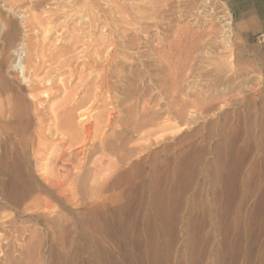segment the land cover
I'll list each match as a JSON object with an SVG mask.
<instances>
[{"label": "bare ground", "instance_id": "obj_1", "mask_svg": "<svg viewBox=\"0 0 264 264\" xmlns=\"http://www.w3.org/2000/svg\"><path fill=\"white\" fill-rule=\"evenodd\" d=\"M81 1H85V4L89 1L92 7L96 8L95 13L98 11V6L95 7V4H100L102 9L104 2L96 3L97 0H8V6L10 9L15 6L21 10V13L27 17L24 22L30 26H27L28 28L34 31L37 29L38 32H47L48 35V30H50L47 26L48 22H55L59 17L66 19L68 15L74 18L76 13L69 14L72 12L70 10L71 8L76 10L78 8L76 4ZM105 2L103 4L107 6L108 3ZM108 2L114 5L111 6L114 9L115 7L120 8L122 4L120 1L121 4L118 5V0L117 6L111 4L113 0H108ZM133 2L139 4L137 0ZM133 2L131 8H133ZM94 10L87 12L91 15ZM110 10L112 11V8ZM126 10L123 9V11ZM82 11L78 12L82 13ZM118 11L121 12V9ZM87 12L85 11L84 16ZM126 12L125 16H127ZM94 15L87 16V23L83 22L87 24L89 30L86 29L85 32L81 31L77 34L78 25L75 24L77 28L73 25L75 30L70 28L73 32H77H75L76 35L73 34L74 39L71 38L72 36L69 37L70 40L73 39L75 44L83 42L86 49L89 45L95 48L93 54L90 51L92 57L88 60L84 57V60L80 62L82 67L79 71H77L79 66L74 65L69 70L71 75H75V79L76 76L78 77L79 81L73 88L63 82L64 97L62 100L50 105L49 102L56 95L53 93L55 90L53 89L52 92V85L48 87L44 82L41 83L42 81L29 84V92L33 94L29 100L20 90H11L9 80H5L4 77L0 78L1 90L8 91L0 99V115L9 121L2 124L4 129L2 133L11 147L9 152L0 156V199L19 208L22 213L26 214V211L30 210L27 215H35L34 219L37 222L42 221L45 224L52 222L56 225L54 235L55 240L58 241L52 244L51 252L58 256L52 264H204L206 258L210 259V264H238L239 254L246 262L250 261L254 245L251 239L253 225L258 226L259 229L264 227V193L260 194L264 190V94L261 96V103L257 99H250L249 102L260 110L258 109L255 116L249 113L240 117V121L243 122L242 126L238 124L231 128L218 121L217 126L221 137L213 145L209 144L206 138L201 144L191 142L184 144L187 139L180 136L176 138L172 146L156 151L151 145L152 142L158 143V141L157 139L153 141L152 135L154 136L161 129H172L179 124H189L194 120V115H197L195 112H207V105L210 106L211 102L207 101L210 105L206 104L202 99L203 95H199L198 100L191 99L188 85L183 87L180 79L189 82L192 60H195L204 49H213V53L220 56L225 47L222 41L218 40L216 33L213 36L201 35V38L198 37L196 41H192L189 34H187L189 36L180 37L178 34L180 32L177 33L179 36L174 35L175 33H167L168 30H165L164 34L158 33L159 31L155 32L157 30L152 32L148 28L149 25L147 27L141 23L137 24L138 26H131L133 29L130 31L126 29L120 31L118 26L116 28L109 26L104 31L98 28L101 32L97 35L95 32L98 27L97 21L104 18L97 20L98 16L95 21L98 14L95 17ZM124 15L120 18L126 22L128 17L123 18ZM155 16L158 17L157 14ZM120 18L117 20L119 21ZM56 21L58 22V19ZM173 22L176 21L172 19V25H174ZM76 23H78L77 19ZM0 24L5 30L6 42L13 44L17 37L14 32L15 20L3 9H0ZM56 24L54 23V27ZM110 24L109 22L108 25ZM169 24H171L170 21ZM169 24L167 29H170ZM240 26L242 27L243 23ZM57 32L59 33L58 30ZM47 35L44 39L41 36L40 42L42 39L43 41L38 47L42 46L44 51L50 50L51 53L45 54V51L41 56H38L40 49L34 45L38 41L33 39L35 43H30V38L35 36L29 39L25 37L28 42L27 47L31 51L26 52V56L20 60L23 63L21 64L24 71L23 76L26 77L32 73V69L30 71L27 64L33 56L32 53L39 58L37 62L40 64L49 62L50 66V62L54 65L55 60L61 57L60 52L69 51L62 47L59 49L62 44H54L58 47L51 50L48 46L51 42L49 43ZM67 40L68 37L62 42ZM17 42L21 43L17 40L15 45ZM73 44L71 43L70 46ZM130 50L133 54L130 58H126L128 56L125 55ZM172 52H174L173 55ZM73 53L72 57L69 54V58L57 59L59 63L55 64V72L69 65L73 57L77 59L80 56V54L73 55ZM165 53L168 54L165 55ZM40 66L45 69V66ZM84 68L91 69L92 73L98 70L99 78L96 80L98 76L94 80L91 77L88 78ZM34 72L37 70L32 74ZM221 73V69L218 68L216 70L218 77L210 80L211 84L224 82ZM44 78L48 80L47 77ZM227 83L235 86L234 82L228 81ZM41 93H44V97ZM116 93H120L121 96H117ZM98 109L101 110L95 112ZM31 113L37 119L34 130L27 132L26 124L22 127L25 130H19L22 120L29 117ZM47 113L50 114L52 120L48 126L44 118ZM254 126L257 127L258 133H255ZM11 133L18 137L19 149L17 145L15 146V141H12ZM213 134L215 135L213 130H210L209 137ZM244 136L246 139L243 138ZM145 137H147L145 140H141ZM149 148V153L145 155L144 152ZM253 150L255 151L251 156ZM210 152L213 154L211 158L208 157ZM250 156L253 163L249 170H245ZM55 160L56 164L49 170V165ZM33 161L38 164L36 165L38 169L33 168ZM253 177L257 178V183L252 189L250 180ZM201 178L203 182L199 185ZM205 181L209 185L207 188ZM116 189L122 190L115 192L112 200L120 204L108 210L107 197L104 196V192ZM204 189L207 190L210 199H201L196 203L195 198L202 196ZM78 195H81L82 201L80 202H78ZM250 195H255V205L248 213L243 214ZM237 197L239 200L232 207ZM69 202L74 205V208H68V212L73 216H68L64 212ZM144 208L147 209V213L142 214ZM182 209L189 214L187 225H174L178 220V212ZM198 211L202 213L203 219L206 214L212 217L222 216L223 220L233 218V221L227 223L223 239H219L223 227L221 222L210 225L213 227L212 238L208 235L209 225H205L204 220L199 219L191 223ZM82 213L85 217H82ZM33 221V218L26 217L21 222L24 225L29 223L26 224L29 226L18 227L14 225L17 220L11 218L5 224L10 225L21 239L29 232L27 240L29 238L32 242L35 237L39 240L38 243L42 244L44 242L43 230L39 228L40 226L30 225ZM66 222L72 225H64ZM67 230L76 240L71 246V251H63L65 247L63 246L65 244L63 234ZM0 231L2 232L3 229ZM5 236L4 233L0 234L1 241ZM180 238L183 248L179 245ZM244 240H246L245 245H243ZM211 242L214 245H209ZM59 243L63 244L61 245L62 252L58 250ZM2 246L3 244H0V264H6L1 260L5 255L1 252Z\"/></svg>", "mask_w": 264, "mask_h": 264}, {"label": "rangeland", "instance_id": "obj_2", "mask_svg": "<svg viewBox=\"0 0 264 264\" xmlns=\"http://www.w3.org/2000/svg\"><path fill=\"white\" fill-rule=\"evenodd\" d=\"M102 1H104V2L107 1L108 5H110L109 4L110 2H108V0H99V1L97 0L96 3H98V2L102 3ZM113 1L114 2H111V4L113 3V4H115V6H117L116 5L118 3L117 0H113ZM118 1H119L118 5H120L122 2L121 6H123V7L121 8V6H120V8H118L119 10L121 9L122 13L120 11H118V9H116V7H115V9L117 11L114 9V7H111L114 5H110V6L107 5L108 7L106 5L104 6V4L106 2L105 3L103 2L104 4L102 3V6H103L102 9L100 7L101 6L100 4H95V7L98 6L97 7L98 11H96V13H95L96 8H93L92 7L93 5L89 1L86 2L87 5L85 4V1L84 2L81 1L80 3L76 4L78 7V8H76V10H75V8H71V10H70L72 12H70L69 14L74 15L76 13V15H74V18H72L73 17L72 15H68L69 18L67 17L66 19L64 17L57 18L59 23L56 21L57 19L55 20V22L54 21L48 22L47 26L50 28V30H48L49 32L47 35L46 34L47 32L46 33L45 32H38L37 29H35V31H37V32H35L32 28H28L30 26L28 24H26V22H24L27 17H25L24 14L21 13V10L15 8V6L10 9V6H8L9 5L8 0L7 1L6 0H0V9L7 11L14 18L15 24H16L14 32H15V34H17V37H16L15 41L13 42V44H8L6 42L5 30H4L3 26L0 24V32H1L0 33V78L4 77L5 80H7V81L9 80L11 83L10 89L13 91H17V89L20 90L22 92V94H24L26 96V98H29V100L32 98V95H33L31 93V91L29 92V90H30L29 84H31V85L34 83L37 84V83H40L39 81H42L41 83L44 82L46 85H48V87H50L52 85L51 86L52 92H53V89L55 90V92H53V93H55L56 95L54 96L52 101L49 102V104L51 103L50 105H53V104L59 102L60 100H62L64 97V87H62V86H64L63 82L66 83V85H69L70 88H73L77 84V82L79 81V79H77L78 78L77 76L75 79V75H71V73L69 72L71 67H73V65L79 66V67H77V68H79V69H77V71H79L80 68L82 67V63H80V62L82 60H84V57H85V60H88L90 57L93 56L92 54L94 52L95 47H93L92 45H89V47H87L88 49H86V48H84L85 45L83 46V42H78L75 44V42L73 40L74 39L73 34L76 35L77 32H78L77 34H80L81 31L85 32L86 29L89 30L87 28V24H85V23H87L86 20L88 21L87 16H91V15L93 16L95 13L94 17L98 14L94 19L95 21L99 20L100 18L102 19V17L104 19L106 18L105 21H104V19L97 21L98 27L96 25V22L94 23L95 26L97 27V31H98L97 32L95 30L96 34L100 33L102 30L103 31L106 30L109 26H112V27L115 26L113 28H116L118 26L117 28L120 31H124L125 29H126V31H130V29H133L132 28V27H134L133 25L138 26L139 23H141V25H143V26L149 25V27L148 26L147 27L150 28L152 32H154V30H157L155 32L159 31L158 33L164 34L165 33L164 31L168 30L167 33L168 32H170L172 34L175 33L174 35H176V36L180 35V37H182V36L184 37L185 35L186 36L190 35V39H192V41H196V39L198 37H200L201 35L213 36L216 33V34H218V37H219L218 40L222 41V44L225 47V49L222 51V55H220V56H216V54H214L212 51L213 49H210V48L204 49V51L202 53H200L195 60H192L193 65H191V68H190V76L188 79L189 82L187 83L186 80L180 79L183 87L184 86L186 87L188 85L189 96L191 99L198 100L199 95L200 96L203 95L202 99L204 102H206V104L208 103L207 101L211 102L210 103L211 105L208 103L210 106L207 105L208 109L210 108V110L206 109L207 110V112L205 111L206 113L205 112H202V113L201 112H195V113H197V115L195 114L196 117L194 115V120L191 121L187 125L179 124L177 127L172 128V129H161L154 136L152 135L153 141H155V139H157V141H158V143L152 142V145H151V147L155 148L156 151L163 149L166 146L167 147L172 146L174 144L176 138H178L180 136L185 137V139H187V141L184 144H187L188 142L189 143L191 142L193 144H201L204 141V138H206V140H208V143L213 145L221 137V135L219 133L218 126H217L218 121H221V123L227 124V126H230L231 128L237 126L238 124L240 126H242L243 122L240 121V117H243L244 115L249 114V113H251L252 116L253 115L255 116V114L258 112V109L260 110V108L256 107L254 104H251L249 101H250V99H252V100L257 99L261 103V100H262L261 96H262V94H264V0H169V3H168V0H164V2L167 1L166 3H164L163 0H137V2L139 4H136V2L134 3L133 1H135V0H132V1L126 0L129 2H126L125 0H123V1L118 0ZM132 2H133V8L134 9L131 8ZM5 4H6V7H5ZM123 4H125V5H123ZM166 4L172 6L171 12L169 10L170 6L167 5L168 9L165 8ZM74 5L75 4H73V6ZM76 5H75V7H76ZM81 6H83V7H81ZM87 6H88V8H87ZM90 6L92 9L89 8ZM8 7H9V9H8ZM109 7L112 8V11L110 10L111 8L109 9ZM125 7L127 10L125 9ZM103 8L104 9L106 8L107 12ZM73 9L76 12H74ZM88 9H91V10L95 9V10L93 13H91V15H89L88 14L89 12H87V11H91V10H88ZM123 9L126 10L127 12L123 11ZM82 10H84V12ZM102 10L105 12L103 13ZM164 10L165 11L169 10V11L165 12ZM78 11H82V13H80ZM85 11L87 12V15H85L86 17L84 16ZM97 12H99V13H97ZM125 12H126L127 16L124 15ZM114 13H117L118 15H116V14L114 15ZM101 14L102 15L104 14V15L102 16ZM156 14L158 16L157 18L155 16ZM169 14H171V15H169ZM80 15H81V17H80ZM106 15L108 17L111 16L112 18L109 17V19H108V17ZM119 15H121V16H119ZM122 15H124L123 18L128 17V18H126V20L127 21L130 20V21L127 22L125 20L126 22H124V20H121ZM139 15H142V16H139ZM98 16H99V18L97 19ZM117 16H119V17H117ZM23 18H25V19L23 20ZM118 18H120L119 21L117 20ZM63 19H65V20H63ZM76 19H77L78 23H76ZM83 19H84V21H82ZM111 19H113V20L108 21ZM169 19H171V20H169ZM172 19H173V21H176V22H173L174 25H172ZM68 20H69V22H67ZM72 20H74L75 22ZM78 20H80V22ZM115 20L117 21V23ZM132 20L134 23L132 22ZM70 21H72V22H70ZM135 21H136V24H135ZM142 21H143V23H142ZM151 21H152L153 25L151 24ZM169 21L171 24H169ZM83 22H85V23H83ZM98 22H100L101 24L100 23L98 24ZM109 22L111 23L110 25H108ZM123 22L127 25L123 24ZM54 23L55 24L58 23V25L56 24V27H54ZM167 23L170 25L169 28L171 29V31H169L170 29H167L168 28ZM242 23H243V26L241 27L240 24H242ZM75 24L78 25L79 27L76 26ZM81 24H82V26H81ZM103 24H104V27L107 26L105 29H104V27H102ZM73 25H75L74 26L75 28H77V27L80 28V29L77 28V32L75 31L76 33L72 31V29L74 28ZM99 25H100V27H99ZM63 27L66 30H64ZM123 27H124V29H123ZM152 27H154V29H152ZM70 28H72V29H70ZM75 28L73 30H75ZM98 28H100L101 31ZM57 30L59 31V33L57 32ZM69 30H71V31H69ZM173 30H175V32ZM60 31H62V33ZM160 31H162V32H160ZM65 32L67 33V35L65 34ZM178 32H180V33H178ZM185 32H186V34H185ZM33 33H35L37 36ZM41 33H43V34L41 35ZM177 33L179 35H177ZM45 34L48 37L49 43L51 42L53 45L54 44L55 45L56 44L57 45L62 44V46H60L59 49L62 47L63 49L65 48L67 51L68 50L70 51V52L68 51L67 53L60 52L61 57L60 56L58 58L56 57L57 59L63 60L66 57L69 58L70 55L73 52H76V49L80 46L77 49V52L73 53V55L74 54H80V56L78 58L76 57L78 59V61H77V59H75V57H73L74 58L73 61L71 63H69V65L64 66L63 67L64 69L62 68L63 70L61 69L63 72L65 71L64 73L58 69H57L58 72H55L56 71L54 68L55 64L59 63L56 58H55L56 59L55 64L52 65V63L50 62V66H49V64H48L49 62L47 63L48 65L46 64V62L45 63L43 62L42 64L37 62V61H39V58L37 57V55L32 53L33 56L31 57V59L29 61H27V64L30 67V71L32 69V71H31L32 73H33V71H36V70H37V72H34V74L31 73V75H29L30 78H29V76L25 77V76H23L24 71H23V67L21 65L23 63L20 60H22V58L24 56H26V52L28 53V51H31V49L29 50V48L27 47V44H28L27 39H29L31 36H35L33 38L32 37L30 38V43H33V42L35 43L36 40L38 41V43H36V44L33 43L34 45H37V48L40 49V51L38 50L40 55L37 53L38 56H41V54H43V52L45 53V51H46L45 54H49V53H51L50 50L44 51V48L42 46L38 47V45L40 46L41 45L40 43L46 37ZM49 34H51V35H49ZM62 34H63V36H62ZM187 34H189V35H187ZM225 34H228V35H225ZM97 35H99V34H97ZM41 36L43 37V39L40 42ZM53 36H55L56 38H59L60 40L56 39ZM70 36H72L71 37V38H73L72 40H70V38H69ZM60 37H62L63 40ZM67 37H68L69 41L67 40L66 41L67 43L66 42L63 43L62 41H65L67 39ZM33 39L34 40L36 39V40L34 41ZM17 40L20 41L21 43L17 42V44L15 45ZM24 41L26 44L24 43ZM54 41H55V43H53ZM57 41H59L61 43H59ZM73 42H74V44H73ZM51 43L48 45L51 50L58 47V46L55 47V45L51 46ZM65 43H66V45H65ZM69 43L73 44V45H71L73 48L70 46ZM64 45L66 47H64ZM75 45L76 46L79 45V46L75 47ZM81 46H83L82 47L83 49L81 48ZM92 47H93V49H92ZM41 48H43V49H41ZM78 50H79V52H78ZM87 51H88V53H87ZM90 51L92 52V54ZM130 51H128L130 54L128 53L125 55V56H128L126 58H130V56H132L131 54H133V52L132 51L130 52ZM40 52H42V53H40ZM166 52H167V50H166ZM174 52H172V55ZM62 53H63V55L65 54V56H63ZM86 53H87V55H86ZM58 54H57V56H58ZM67 54H68V56H66ZM167 54L168 53H165V55H167ZM19 55L21 57H19ZM62 56H63V58H62ZM33 57L35 58V60ZM71 57H72V55H71ZM73 62L74 63L77 62V64H74ZM195 62H197V63H195ZM33 63L34 64L36 63L37 65L36 64L34 65ZM38 64H39V66L40 65L43 66V64H45V65H47V67L44 65L45 67L44 66L43 67L45 69H42V67L41 66L39 67ZM34 66H36V67H34ZM48 66L51 68L49 69ZM57 66L58 65H56V67ZM34 68H35V70H34ZM65 68H66V70H65ZM218 68H220L222 71V73L220 75L223 76L224 82H222L220 84H211L212 81H210V80L217 79V77H218V75L216 74V70H218ZM52 69L54 71H52ZM88 69L89 68H84V72H87L85 74L88 75L87 76L88 78L91 77V78H93V80L97 76L98 77L95 78V80L99 78L100 74H99L98 70H96L95 72L92 73V70L89 69V72H88ZM90 73H92V74L89 75ZM57 74H58V76H57ZM208 75H211V76H208ZM56 76H57V79H56ZM44 77H47V79L50 80V82L48 80H45ZM228 81L234 82L235 86H232L230 83L228 84L227 83ZM13 91H11V92H13ZM56 91H57V93H56ZM5 92H8V91H5ZM5 92L2 91L0 88V99H1V97L5 96ZM41 94L44 97V93H41ZM116 95L121 96L120 93H116ZM48 109L46 111H48ZM99 110H101V109H98L97 111L95 110V112H99ZM31 112H32V108H31ZM203 113H205V114H203ZM201 114H202V116L203 115L204 116L202 117ZM44 118L46 120V125L48 126L52 121L50 118V114L47 113V115ZM7 120L8 119L6 117L2 118L0 115V146H2L0 148V152H1L0 156L3 155L5 152H9L11 149L9 142L7 141V138L2 133L4 130L2 124L9 122ZM24 124H26V131L27 132L33 131L36 124H37V119L31 113L29 117H25L22 120L21 126L18 125V127L20 126L19 130H25L24 128H22ZM16 125H17V122H16ZM249 128H251V125H249ZM253 129L255 130V133H258L257 127L254 126ZM210 130H213L215 135L213 134L212 136L209 137V131ZM11 138H12L13 142L15 141V143H16L15 146L16 145L18 146L19 140H18V137L16 136V134L11 133ZM146 138L147 137L142 138L141 140H145ZM243 138L246 139L245 136ZM5 141L8 142L7 144L9 146H7ZM3 142H5V143H3ZM6 146H7V148L5 149ZM19 147L20 146H18L17 148L19 149ZM3 150H4V152H3ZM149 151H150V148L147 149L144 152V154L147 155L149 153ZM254 151L255 150L252 151L251 156L254 154ZM212 156H213V154L210 152L208 157L211 158ZM251 156L249 157V159L246 163L245 170H249L250 166L253 163ZM34 162L35 161L32 162L33 168L38 169V167L36 166L38 164H36ZM55 164H56V160L54 162H52V164L49 165V170H51ZM44 173H46V172L44 171ZM48 173H50V171ZM201 180H202V178L200 179L199 185L202 184V182H203V180L202 181ZM256 183H257V178L253 177L250 180V184L252 185V189ZM204 184H205L206 188L209 187L208 182L205 181ZM120 190H122V189H116L115 191L110 190L108 192H104V196L107 197V204L109 207L108 210L114 209L120 204L119 202H115L112 200L113 194L115 192H119ZM261 193H264V190H262L260 192V194ZM80 198H81V195H78V199H79L78 202L82 201V199H80ZM201 199H210V197L207 193V190L204 189L203 195L195 198L196 203H198ZM248 199L249 200L244 207L243 214L248 213L255 205V201H256L255 195L254 196L250 195ZM238 200H239V197L236 198L232 207L235 206V204ZM68 208H74V205H72V202H69V204H66V209H64V212L68 216H73L71 213L68 212ZM80 209L81 208H79V210ZM31 210L33 211V209H31ZM28 212L26 211V214L22 213V212H20L19 208H15L12 205H10L9 203H6L0 199V223H3V225H0V229L1 230L3 229L2 232L0 231V234L3 235V233H4V234H6V236H8V237L5 236V238H3L2 241L0 238V244H3L1 252H2V254L5 253V255H3V258L5 260L3 258L1 260H3L2 262H5L6 264H52L54 262L55 258L58 256L57 254H53L51 252L52 244L55 243L56 241H58V240H55V235H54L55 230H56V225H54V223H52V222H49V224H45L42 221L37 222L34 219L35 215L29 216V215H27ZM184 212H185L184 209H182L180 212H178V220L174 223V225H187L186 221L188 220L189 214H188V212H185V213ZM141 213L142 214L147 213V209L144 208ZM26 217L33 218L34 221L32 223L30 222V225H35L37 227L40 226L39 228H41L43 230L44 242L42 244H39L38 243L39 240L35 239V237H34L32 242L30 241L29 238L27 240V237H29V236H27V235H29V232H27L24 235V237H22V239H21L20 236L18 237L17 233L12 230V227L10 225L5 224V223H7V221L9 219L15 218V220H17V222L14 225H18V227L29 226V225H26L29 223H25V225H24V223L21 222V220L26 218ZM82 217H85V216H83V213H82ZM199 219L204 220L205 225H209L207 227L208 228L207 230H208V233H209L208 235L210 236V238L213 237V232H211L213 230V227H211L210 225H215L216 223L221 222L223 227H222V231H221V235L219 236V239H223L224 233L226 231L227 223L229 224V222L233 221L232 217H229L227 220H225V219L223 220L222 216L221 217H217V216L212 217L211 215L209 216L207 214L205 215V217L203 219L202 213L198 211V212H196L195 216L192 218L191 223L194 221H198ZM64 225H72V224L69 222H66ZM252 229L253 230H252L251 239L254 241V245H253V249H252V257H251L250 261L246 262L243 259V257H240L241 254H239L238 255V257H239L238 258V264H264V227L262 229H259L258 226L253 225ZM262 230H263V232H262ZM68 232L69 231L67 230L63 234V237L65 239V244L63 245V244L59 243V246H58L59 252H62V249H61L62 246L61 245L65 246V247H63V251L64 250H70L71 251V249H72L71 246L74 243V241H76L71 236V234ZM72 232L75 234L74 231H72ZM178 232H179V229H178ZM56 239H58V237H56ZM13 242H15V243H13ZM28 244H30V245H28ZM212 244H213L212 242L209 243V245H212ZM245 244H246V240L243 241V245H245ZM15 245H17V246H15ZM179 245H180V248H183V242L181 241V238L179 239ZM56 251H57V249H56ZM204 264H210V259L206 258L204 261Z\"/></svg>", "mask_w": 264, "mask_h": 264}]
</instances>
